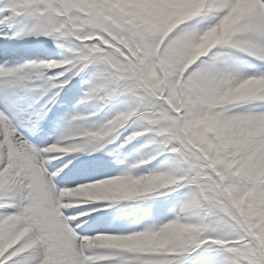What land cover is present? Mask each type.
<instances>
[{"label":"snow or ice","instance_id":"snow-or-ice-1","mask_svg":"<svg viewBox=\"0 0 264 264\" xmlns=\"http://www.w3.org/2000/svg\"><path fill=\"white\" fill-rule=\"evenodd\" d=\"M0 264H264V0H0Z\"/></svg>","mask_w":264,"mask_h":264}]
</instances>
